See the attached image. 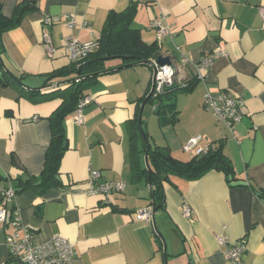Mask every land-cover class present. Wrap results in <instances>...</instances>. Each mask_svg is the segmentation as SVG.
Here are the masks:
<instances>
[{
	"label": "crops",
	"instance_id": "0c3cea01",
	"mask_svg": "<svg viewBox=\"0 0 264 264\" xmlns=\"http://www.w3.org/2000/svg\"><path fill=\"white\" fill-rule=\"evenodd\" d=\"M17 2L0 0L2 13L10 17ZM131 4L136 7L132 26L146 44L155 43L159 55L169 58L174 85L194 83L176 93L173 123L160 125L145 103L142 121L153 125L156 120L159 128L158 134L147 130L149 142L187 161L193 156L182 144L200 134L201 145L215 149L221 144L234 179L228 183L218 170L198 179L170 174L162 180L164 206L155 210L152 221L134 218V211L150 205L151 186L150 177L132 176V152L146 167L143 137L134 145L131 140L132 122L153 81L152 67L136 64L102 73L87 86L92 100L83 108V122L74 120L75 110L63 121L67 148L59 166L60 185L40 191L20 184L8 215L17 210L35 242L54 234L66 238L74 246L67 264H231L217 235L229 243L244 238L242 264H264V17L259 10L264 0H35L34 10L0 35L4 72L20 80L12 78L19 86L0 80V194L6 178L15 185V178L36 177L43 168L50 143L48 118L62 102L50 93L65 88L72 77L48 81L53 71L72 63L65 38L96 40L108 14ZM45 17L50 24L43 22ZM70 19L73 28L68 27ZM154 21L167 29L160 39ZM44 32L55 48L52 56L41 47ZM218 48L225 54L199 71L200 59ZM206 92L244 99L234 132L204 108ZM46 93L49 98L38 99ZM90 169L99 170L104 180L125 183L111 205L82 192ZM185 204L189 215L184 214ZM9 229L0 224V264H21L8 256Z\"/></svg>",
	"mask_w": 264,
	"mask_h": 264
},
{
	"label": "trees",
	"instance_id": "16d2710c",
	"mask_svg": "<svg viewBox=\"0 0 264 264\" xmlns=\"http://www.w3.org/2000/svg\"><path fill=\"white\" fill-rule=\"evenodd\" d=\"M35 8V0H18L13 13L10 17H6L2 13L0 3V35L12 28H15L22 18L33 11ZM136 7L131 4L126 10L116 13L110 12L106 18L104 27L99 37L98 46L95 50L88 53L85 59L76 66L71 63L65 68L53 71L48 81L54 77L69 76L67 86L63 89H57L50 94L61 98V104L52 112L48 118L50 126V143L46 150L43 168L36 177L15 178L16 184L13 185L11 179H5L6 187L11 185L15 192L19 190V185L33 186L39 188L40 191L51 186L60 185L58 179L59 166L62 155L67 148L63 121L69 112L75 109L78 101L82 99L86 93V88L94 82L98 75L106 72L118 70L136 64H145L152 67V63L159 56V50L155 43L146 44L138 31L132 25ZM0 47V55H1ZM79 71V73H78ZM0 72L4 84L19 86V81L12 79L7 72H4L3 64L0 58ZM194 85L193 81L184 88L175 85L166 89L157 100V108L155 113L160 125L164 123H173L176 120L177 111L175 109L174 98L179 90L188 91ZM35 93L38 90H34ZM40 100L49 98V94H41L38 96ZM37 99V98H36ZM153 99L149 96L146 103H153ZM167 111H172L170 116H166ZM131 140L134 143L137 139L142 138L138 130V114L132 122ZM140 126L144 132L145 138H142V146L146 153L148 168L140 164L135 151L131 153L132 159V176L134 179L142 177H150V205L155 209L164 206V190L162 180L170 174H177L187 179H198L210 170L222 171L225 174L228 183L234 179V171L229 160L223 155L221 144L215 149H210L206 154L201 156H193L187 161H181L174 158L169 149L165 146L152 145L148 140L147 132L143 127V121ZM221 141H219L220 143ZM136 151L138 148L135 145ZM146 166V164H145ZM2 179V178H0Z\"/></svg>",
	"mask_w": 264,
	"mask_h": 264
},
{
	"label": "built area",
	"instance_id": "2783aa9c",
	"mask_svg": "<svg viewBox=\"0 0 264 264\" xmlns=\"http://www.w3.org/2000/svg\"><path fill=\"white\" fill-rule=\"evenodd\" d=\"M260 15L264 17V7H259ZM43 22L50 24V18L45 17ZM153 27L157 29V37L166 33L167 29L160 21H154ZM69 28L74 27V20L70 19L68 23ZM66 51L72 63L79 66L80 63L91 51L95 50L98 46V41L93 40L86 43H80L74 37L65 38ZM41 47L47 56H52L55 52L49 34L44 32L42 35ZM225 54V51L216 49L209 53L197 63L196 67L199 71H205L212 64L216 56ZM185 60L184 57H182ZM153 81L151 88V98L153 103H150L151 108L155 111L157 108V100L164 93V91L175 83V71L170 64L159 65L156 60L152 63ZM202 78V74H198ZM92 100L91 97L85 95L80 99L75 107L74 120L81 124L83 122V108ZM204 108L211 111L217 120L221 121L230 131H233L234 126L242 118V107L244 99L237 94H230L222 92L220 94L212 95L206 92L203 100ZM234 134V133H233ZM202 136L195 134L189 137L182 144V149L190 153L192 156H201L206 154L212 149L211 144L201 145ZM87 186L82 190L86 195L99 196L102 205H111L112 196L114 193H121L125 189V183L121 179L104 180L101 178L99 170L90 169L87 175ZM2 198L0 200V224H7L10 226L9 231L5 235V245L8 250L10 258H17L21 264H67L69 259L74 254V246L64 237L54 234L50 239L44 242H35L33 231L25 225L17 210H13L8 215L7 206L11 204L15 197L16 192L11 185L1 189ZM190 208L184 205V214L189 215ZM134 218L149 224L152 221V205L134 211ZM216 241L219 245L225 246L222 251L226 259L231 264H242L241 254L245 249L246 240L240 239L235 243H229L228 240L221 236H216Z\"/></svg>",
	"mask_w": 264,
	"mask_h": 264
},
{
	"label": "water",
	"instance_id": "95a60500",
	"mask_svg": "<svg viewBox=\"0 0 264 264\" xmlns=\"http://www.w3.org/2000/svg\"><path fill=\"white\" fill-rule=\"evenodd\" d=\"M156 62H157L159 65L170 64V60H169V58H168V57H165V56H162V55H159V56L157 57ZM1 63H2V61H1ZM78 73H79V71H78ZM11 76H12V78H14L15 80L20 81V80H18L17 78H15L12 74H11ZM150 95H151V91H150V93L147 95L146 99L141 103V105H140V109H139V114H138V130H139V133L141 134V136H142L143 138H145V136H144V132H143L141 126H140V121L142 120L141 117H142V112H143L144 105H145V103H146L147 98H148ZM145 164H146V167L148 168L147 158H146V153H145ZM148 173H150L149 168H148ZM1 198H2V195L0 194V200H1ZM155 210H156V209H155L154 207H152V213H153V214H154ZM164 247H165V246H164Z\"/></svg>",
	"mask_w": 264,
	"mask_h": 264
},
{
	"label": "rangeland",
	"instance_id": "374dc122",
	"mask_svg": "<svg viewBox=\"0 0 264 264\" xmlns=\"http://www.w3.org/2000/svg\"><path fill=\"white\" fill-rule=\"evenodd\" d=\"M153 115H154V117L157 120L156 113H154ZM156 120H154L153 125H152V123H149L148 124L146 122L145 123L143 122V127H144V129H145L146 132H147V130H151L154 134H158L159 133V128H158V124H157Z\"/></svg>",
	"mask_w": 264,
	"mask_h": 264
}]
</instances>
